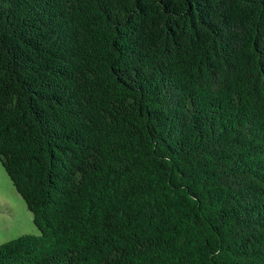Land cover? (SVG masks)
Segmentation results:
<instances>
[{
	"label": "trees",
	"instance_id": "1",
	"mask_svg": "<svg viewBox=\"0 0 264 264\" xmlns=\"http://www.w3.org/2000/svg\"><path fill=\"white\" fill-rule=\"evenodd\" d=\"M0 164V264H264V0H0Z\"/></svg>",
	"mask_w": 264,
	"mask_h": 264
},
{
	"label": "rangeland",
	"instance_id": "2",
	"mask_svg": "<svg viewBox=\"0 0 264 264\" xmlns=\"http://www.w3.org/2000/svg\"><path fill=\"white\" fill-rule=\"evenodd\" d=\"M24 232L37 234L39 229L33 223L32 212L0 164V242Z\"/></svg>",
	"mask_w": 264,
	"mask_h": 264
}]
</instances>
